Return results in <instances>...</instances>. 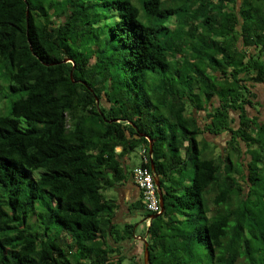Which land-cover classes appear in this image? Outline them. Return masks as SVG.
Listing matches in <instances>:
<instances>
[{"label": "trees", "instance_id": "trees-1", "mask_svg": "<svg viewBox=\"0 0 264 264\" xmlns=\"http://www.w3.org/2000/svg\"><path fill=\"white\" fill-rule=\"evenodd\" d=\"M263 56L264 0H0V264H123L104 190L151 141L148 264H264Z\"/></svg>", "mask_w": 264, "mask_h": 264}, {"label": "crops", "instance_id": "crops-1", "mask_svg": "<svg viewBox=\"0 0 264 264\" xmlns=\"http://www.w3.org/2000/svg\"><path fill=\"white\" fill-rule=\"evenodd\" d=\"M262 84V85H260ZM257 85V90L260 91V88L263 86L264 83H260ZM258 100H260V107H263V102L261 101V96L259 92ZM255 105V107H249V113L250 115H259V111L257 108L258 106ZM257 106V107H256ZM204 117L205 112H200V120L204 123ZM209 139L212 140L216 145V152L217 150H223L224 146L220 143L219 136L222 135H210L207 134ZM214 136H218L214 138ZM201 138V137H200ZM202 139V138H201ZM200 140V139H199ZM121 148L118 147V151H120ZM143 148H138V154L141 156V152L143 151ZM130 158V155L125 157L124 164H126L127 169V177L118 182L116 185H113L111 187H108L106 190H104V193L107 198L114 200L117 204V207L115 209L114 215H113V224L119 229L123 230L124 226L127 224H133L134 225V235L131 238H127L125 241L114 244V246L119 247L120 250L119 253H123L126 258H128L131 261V264H145L144 262V255H145V245H144V239H147V229L151 223L150 216L147 215L144 216L146 210L141 205L142 201V195L141 190L136 185L134 179H133V169L135 168L134 165L130 169H128L127 162ZM141 163V162H140ZM185 186L188 184L187 182L184 183ZM112 191V192H111ZM140 221L146 225V234L145 235H136L135 227L138 224V218H142ZM139 221V222H140ZM124 263V261H123Z\"/></svg>", "mask_w": 264, "mask_h": 264}, {"label": "rangeland", "instance_id": "rangeland-1", "mask_svg": "<svg viewBox=\"0 0 264 264\" xmlns=\"http://www.w3.org/2000/svg\"><path fill=\"white\" fill-rule=\"evenodd\" d=\"M176 19H177L176 16H171L165 22V25L166 26H170L172 28H176L177 27V24H175V20ZM171 25H173V26H171ZM0 79H2V78H0ZM260 85H262V84H260ZM259 92H260V96H261V101L263 102V107H260L259 108V105H257L258 106L257 109L260 110L259 111V115H260L261 119H263L264 118V84L260 88V91ZM4 94L7 96L6 97L7 100H6V105L5 106H4V104L3 105L1 104V106H0L1 108H3V106H4V108L2 110H0V114H8L10 112V110H11L12 101L17 98V95L14 94V93H12L11 91H9V89H6L4 91ZM3 102L5 103V101H3ZM216 137H218V136H216ZM216 137L214 136V138H216ZM229 137L230 136L228 135L227 132L224 133V135L218 137L219 140H220V143L222 144V146H226L227 145V140H228ZM201 138H199V139L202 140ZM220 152H221L220 150H217L216 155H218ZM141 160H142V158L138 154L137 149L135 151L131 152L130 158L128 159V162H127L128 169H130L134 165H140ZM193 176H194V168H193L192 165H190V167L188 169V172H187V180H186V182L188 184L191 183V180H192ZM150 214L151 213L147 212V213L144 214V216H147V215H150ZM144 216L142 218H138V224L135 227L136 235H145L146 234V225L144 223H142V221H140L141 219L144 218ZM123 264H131V261L128 258H126L124 260V263Z\"/></svg>", "mask_w": 264, "mask_h": 264}, {"label": "built area", "instance_id": "built-area-1", "mask_svg": "<svg viewBox=\"0 0 264 264\" xmlns=\"http://www.w3.org/2000/svg\"><path fill=\"white\" fill-rule=\"evenodd\" d=\"M150 155V157H152L151 153ZM150 157L146 151L143 150L141 152V163L135 166L132 175L136 185L141 190L144 209L151 214H156L161 212L158 186L156 183V179L159 175L150 167L142 165V163H148Z\"/></svg>", "mask_w": 264, "mask_h": 264}, {"label": "water", "instance_id": "water-1", "mask_svg": "<svg viewBox=\"0 0 264 264\" xmlns=\"http://www.w3.org/2000/svg\"><path fill=\"white\" fill-rule=\"evenodd\" d=\"M29 14V11H28ZM65 63L66 62H72L73 66L75 67V63L73 62V60L71 58H66L63 60ZM71 76H73V73H71ZM97 102L99 103V100H97ZM153 142L151 141L150 144V153L153 154ZM152 168L153 170H155V166H154V162H152ZM156 183L158 186V193H159V198H160V204H161V212L156 213V214H151L150 216V221L156 219L157 217H159L161 214H163V212L165 211V201H164V197H163V189L161 187V183H160V176L157 177L156 179ZM111 225H110V229H111ZM145 242V255H144V262L145 264L149 263V243L147 241V239H144Z\"/></svg>", "mask_w": 264, "mask_h": 264}]
</instances>
